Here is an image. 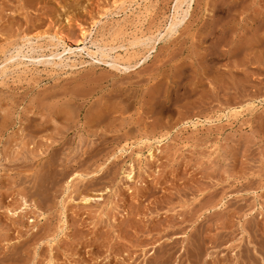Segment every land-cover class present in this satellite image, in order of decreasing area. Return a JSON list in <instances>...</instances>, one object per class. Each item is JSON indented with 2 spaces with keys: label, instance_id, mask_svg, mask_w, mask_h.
<instances>
[{
  "label": "rangeland",
  "instance_id": "rangeland-1",
  "mask_svg": "<svg viewBox=\"0 0 264 264\" xmlns=\"http://www.w3.org/2000/svg\"><path fill=\"white\" fill-rule=\"evenodd\" d=\"M181 1L0 0V264H264V0Z\"/></svg>",
  "mask_w": 264,
  "mask_h": 264
},
{
  "label": "bare ground",
  "instance_id": "bare-ground-1",
  "mask_svg": "<svg viewBox=\"0 0 264 264\" xmlns=\"http://www.w3.org/2000/svg\"><path fill=\"white\" fill-rule=\"evenodd\" d=\"M125 1V0H124ZM186 1V0H185ZM190 1H193V0H190ZM187 2V1H186ZM127 3V2H126ZM182 3V1L181 0H179V4H181ZM120 4V3H119ZM124 4H125V2H124ZM183 4H184V2H183ZM190 5H191V3L189 2L188 3V5H187V8H190ZM116 6H118V5H116ZM178 7H179V5H178ZM124 9V8H123ZM177 10V9H176ZM179 10H180V8H179ZM255 12H258V11H255ZM107 14V13H106ZM105 14V15H106ZM118 14V13H117ZM184 15H185V13H184ZM175 17V16H174ZM172 18H173V16H172ZM179 18V17H178ZM175 19H177V18H175ZM175 19L169 24L170 26H169V28H168V30L170 31L171 29H172V27L173 26H175L176 25V21H175ZM182 21V20H181ZM179 23V22H178ZM213 26V25H212ZM175 29V28H174ZM173 29V30H174ZM82 33H81V35H82V37L83 38H86L85 36V31L83 30V31H81ZM172 32V31H171ZM211 32V31H210ZM166 33V32H165ZM57 34V33H56ZM168 34H169V32H168ZM255 35V34H254ZM61 36V35H60ZM39 37V36H38ZM158 37V36H157ZM160 37V36H159ZM150 38V37H149ZM244 38V37H243ZM248 38V37H247ZM144 39V38H143ZM59 40L60 41H62L63 42V44L65 45V41L66 40H64V39H62V38H59ZM82 40H84V39H82ZM142 40V39H141ZM148 40H150V39H148ZM248 40V39H247ZM254 40V39H253ZM136 41V40H135ZM147 40L145 39V42H146ZM24 42V41H23ZM142 42L143 41H139L138 43H141L142 44ZM60 43V42H59ZM61 44V43H60ZM81 43H79L78 45H80ZM155 44V43H154ZM39 45V44H38ZM62 45V44H61ZM63 45V46H64ZM136 45V44H135ZM143 45H144V43H143ZM147 45V44H146ZM58 46V45H57ZM66 46V45H65ZM64 46V47H65ZM68 46V45H67ZM150 46V45H149ZM153 46V45H152ZM21 47V46H20ZM51 47V46H50ZM62 47V46H61ZM69 47V46H68ZM153 47H155V46H153ZM233 47V46H232ZM249 47V46H248ZM48 48V47H47ZM154 49V48H153ZM77 50V49H76ZM78 50H83V47H78ZM150 50H151V48H150ZM149 50V51H150ZM18 51H20V50H18ZM17 51V53L19 54V52ZM65 51H68L69 52V54H75V52L72 50V49H70V48H66V49H64L63 50V52L62 53H64L65 54ZM57 52H58V50H57ZM57 52H55L56 53V55H58V56H60V54L58 53L57 54ZM67 52V53H68ZM232 52V51H231ZM16 53V54H17ZM148 53V52H147ZM63 54V55H64ZM62 55V54H61ZM91 55V54H90ZM146 55V54H145ZM15 56H17V55H15ZM21 56H23V55H21ZM27 56V55H26ZM49 56H51V55H49ZM93 56V55H92ZM105 56V55H104ZM212 56V55H211ZM41 57V56H40ZM52 57V56H51ZM54 57V56H53ZM57 57V56H56ZM11 58L12 57H9V59L11 60ZM21 58H24V56L23 57H21ZM68 59L70 58V57H67ZM143 58V57H142ZM63 59V58H62ZM101 59H102V57H101ZM260 59V58H259ZM7 60H8V58H7ZM128 60V59H127ZM62 61V60H61ZM64 61V60H63ZM65 61H67L66 59H65ZM65 61H64V64H65ZM69 61V60H68ZM125 61V60H124ZM7 62V61H6ZM9 62V61H8ZM22 62V61H21ZM40 62V61H39ZM121 62V61H120ZM139 62V61H138ZM3 63V62H2ZM11 63V62H10ZM15 63V62H14ZM18 63V62H17ZM52 63V62H51ZM137 63V62H136ZM198 63V62H197ZM19 64V63H18ZM201 65V64H200ZM3 66V65H2ZM60 66V65H59ZM62 66H64V65H62ZM67 66H68V64H67ZM8 67V66H7ZM10 67V66H9ZM8 67V68H9ZM123 67H124V65H123ZM207 68V67H206ZM212 68V67H211ZM2 69H3V67H2ZM5 69H6V67H5ZM5 69L4 70H2V73L4 72V74H5ZM199 71V70H198ZM7 72V71H6ZM203 73V72H202ZM214 73V72H213ZM1 74V73H0ZM3 74V75H4ZM211 75V74H210ZM207 76V75H206ZM199 78H200V76H198ZM217 76H215V78H216ZM180 79V78H179ZM208 80H209V78H208ZM218 80H219V77H218ZM177 81V80H176ZM181 81V80H180ZM214 81H216V79L214 80ZM221 81V80H220ZM174 82V81H173ZM178 83V82H177ZM194 83V82H193ZM217 83V82H216ZM225 83V82H224ZM201 84V83H200ZM218 84V83H217ZM225 85V84H224ZM223 86V85H222ZM215 87V86H214ZM217 87V86H216ZM178 89V88H177ZM195 89V88H194ZM197 89V88H196ZM217 89V88H216ZM211 90H212V88H211ZM73 91V90H72ZM178 91V90H177ZM71 92V91H70ZM216 92V91H215ZM217 93V92H216ZM179 94V93H178ZM182 95V94H181ZM170 96V95H169ZM75 97V96H74ZM203 97V96H202ZM66 98V97H65ZM169 98V97H168ZM51 99V98H50ZM52 100V99H51ZM72 100V99H71ZM209 100V99H208ZM70 101V100H69ZM210 101V100H209ZM208 101V102H209ZM227 101V100H226ZM233 102H235V101H233ZM68 103V102H67ZM229 103V102H228ZM227 103V104H228ZM100 104V103H99ZM102 105V104H101ZM111 105V104H110ZM54 107H56V106H53L52 108L54 109ZM59 107V106H58ZM98 107V106H97ZM63 108V107H62ZM64 109H65V111H64V113H65V118L64 119H66V117H71V109H66L65 107H64ZM87 109V108H86ZM161 109V108H160ZM61 110H63V109H61ZM61 110H59V108H57V110H54V111H52V113L53 114H55V115H57V114H60L61 113ZM93 110V109H92ZM90 110L91 111V113H87L89 116L86 118L87 119V124L89 125V126H97L98 127V125H99V127H101V126H103L104 128L106 127L107 129L109 128V130L108 131H110V132H113L114 134H115V132H117L118 130H116L113 126L115 125H112V123H111V121H109V122H107V123H105V124H103V121L105 120V118H104V116L105 117H107V116H109V115H111V114H114V113H119V114H121V113H123V111H122V109H120V108H118V107H115V106H105V107H98L97 109H95V110ZM45 111H46V108H45ZM87 112H89V111H87ZM159 112V111H158ZM41 113V112H40ZM52 113H51V115H52ZM63 113V112H62ZM232 113V112H231ZM48 114V113H47ZM115 115V114H114ZM50 116V115H49ZM61 116L63 117V114H61ZM84 117L86 116V115H83ZM161 116V115H160ZM54 117H56V116H54ZM57 117H58V115H57ZM56 117V118H57ZM5 118V117H4ZM59 118V117H58ZM103 118H104V120H103ZM68 119V118H67ZM66 119V120H67ZM72 121V120H71ZM114 121V120H113ZM86 125V124H85ZM87 125V126H88ZM101 125V126H100ZM110 125V126H109ZM158 125V124H157ZM53 126H54V124H53ZM45 128V126H43L42 124L40 125V128L39 129H42V128ZM66 127V126H65ZM83 127V126H82ZM97 127L94 129V131L93 132H97V131H99L98 129H97ZM111 127V128H110ZM57 128V127H56ZM68 128V127H67ZM92 128V127H91ZM94 128V127H93ZM155 128V127H154ZM38 129V130H39ZM70 129V128H69ZM102 130H103V128H102ZM152 130V129H151ZM36 131V130H35ZM40 131V130H39ZM86 131V130H85ZM92 131V130H91ZM89 132V131H88ZM104 132H106V131H104ZM151 132V131H150ZM153 132H154V130H153ZM94 135H96L95 133H93ZM93 134H91V136L93 135ZM102 134V133H101ZM126 134V133H125ZM129 134V133H128ZM100 134H98L97 136H99ZM88 136V135H87ZM107 136V135H106ZM127 136V135H126ZM68 137V136H67ZM94 137V136H93ZM39 138V137H38ZM86 138V137H85ZM90 138V137H89ZM97 138V137H96ZM83 139V138H82ZM111 139V138H110ZM41 140V139H40ZM106 140V139H105ZM116 140H117V138H116ZM21 141V140H20ZM23 141V140H22ZM83 141V140H82ZM86 142V141H85ZM102 142H104V141H102ZM106 142V141H105ZM56 143H57V141H56ZM93 143V142H92ZM96 143V142H95ZM107 143V142H106ZM116 143H118L117 141H116ZM22 144L23 145H21V146H23V147H25V144H27V141H26V143L23 141L22 142ZM31 144V143H30ZM71 144V143H70ZM70 144H68V145H70ZM99 144V143H98ZM81 145V144H80ZM100 145V144H99ZM27 146V145H26ZM43 146V144H40V147H42ZM63 146H64V144H63ZM85 145L83 144V147H84ZM92 146H94V145H92ZM92 146H90V145H88V147H87V145H86V147H87V149L84 151L83 149V151H84V154H87L88 152L90 153H92L93 154V152H92V149H95V148H92ZM102 146V145H101ZM22 147V148H23ZM69 147V146H68ZM26 148V147H25ZM32 148V147H31ZM53 148H55V147H53ZM52 148V149H53ZM61 148V147H60ZM81 148V147H80ZM110 148V147H109ZM113 148V147H112ZM114 148H117L116 146L114 147ZM119 148V147H118ZM117 148V149H118ZM38 149V148H37ZM43 149V148H42ZM41 149V150H42ZM108 149V148H107ZM40 150V151H41ZM81 150V151H82ZM39 151V152H40ZM55 151V150H54ZM38 152V151H37ZM77 152V151H76ZM100 152V151H99ZM88 153V154H89ZM97 153V152H96ZM95 153V154H96ZM103 153H105V152H103ZM123 153V148L122 149H119V150H116V151H114V152H112V154L111 155H109V156H106V155H104V157L106 156V158H104V164H113V163H115V158H118L119 156H121V154ZM35 154V153H34ZM43 154V153H42ZM73 154V153H72ZM71 154V155H72ZM91 154V155H92ZM102 154V153H101ZM41 155V154H40ZM54 155V154H53ZM35 156V155H34ZM88 156V155H87ZM93 156V155H92ZM72 157V156H71ZM91 157V156H90ZM89 157V158H90ZM94 157V156H93ZM103 157V156H102ZM151 157H153V155L151 156ZM20 159V158H19ZM78 159V158H77ZM80 159V158H79ZM95 159V158H94ZM97 159V158H96ZM153 159V158H152ZM76 160V159H75ZM45 161V160H44ZM56 161V160H55ZM77 161V160H76ZM83 161V160H82ZM85 161V160H84ZM89 161H90V159H89ZM153 161V160H152ZM43 162V161H42ZM58 162V161H57ZM68 162V161H67ZM78 162V161H77ZM212 162V161H211ZM45 163V162H44ZM80 163V162H79ZM89 163V162H88ZM98 163V162H97ZM117 163H119V162H117ZM49 165H51V164H53V162L50 164V163H48ZM78 164V163H77ZM103 164V165H104ZM215 164V163H214ZM54 165V164H53ZM103 165L101 164V165H99V166H96V168L91 172L92 174H89V175H91L89 178H88V174H82V173H79V174H77L76 172H75V176L77 175V177H79V180L78 181H83V180H87V183L88 184H90L89 182H92V180H96L98 177H100V175H102L101 174V171L103 172L105 169H104V167H103ZM114 165V164H113ZM116 165V164H115ZM215 165H217V164H215ZM43 166V165H42ZM40 164H39V168H41L42 167ZM90 166V165H89ZM105 166V165H104ZM106 166H108V165H106ZM110 166H112V165H110ZM38 168V169H39ZM56 168V167H55ZM62 168V167H61ZM67 168V167H66ZM87 168V167H86ZM213 168V167H212ZM42 169V168H41ZM106 169H109V168H107L106 167ZM111 169V168H110ZM128 170H126L125 171V178L127 179V180H131L132 178H133V171H134V167H133V165H131L130 164V166H129V168H127ZM208 169V168H207ZM44 171H46V170H44ZM43 172V171H42ZM86 172V171H85ZM105 172V171H104ZM103 172V173H104ZM89 173V172H88ZM74 175H72V176H74ZM71 176V177H72ZM57 182V181H56ZM70 182H72V179L71 180H69L68 182H67V186H68V184L70 183ZM84 182V181H83ZM82 182V183H83ZM84 184H85V182H84ZM83 185V184H82ZM84 186V185H83ZM87 186V185H86ZM72 188V187H71ZM68 189H70V187H67L66 188V191H68ZM76 189V188H75ZM76 191H78L79 193V195L81 196L80 197V201L83 203V205L85 204H88L89 202H91L90 200H92L93 198H91L90 196H87V195H84V194H82L83 193V191H85L84 190V188L83 189H79V188H77L76 190H75V192ZM88 192V191H87ZM77 194V195H78ZM21 196V195H20ZM221 196H223V195H221ZM71 198H73V197H71ZM245 198V197H244ZM21 200H22V206H23V208H22V210H24V209H26V208H28V207H30V205L31 204H29L28 202H26V198H24V197H22L21 196V198H20ZM93 200H100V198L98 199V198H95V199H93ZM92 200V201H93ZM40 202H41V200H40ZM67 202V201H66ZM0 203H3V202H1V200H0ZM76 204V203H75ZM66 206V205H65ZM3 207V206H2ZM216 207H217V205H216ZM11 208V207H10ZM77 208V207H76ZM104 208V207H103ZM211 208H213V207H211ZM210 208V209H211ZM215 208V207H214ZM5 209V208H4ZM7 209V208H6ZM30 209V208H29ZM255 210V209H254ZM235 211V210H234ZM11 212V211H10ZM9 212V213H10ZM17 212H19V211H17ZM17 212H11L12 214H14V215H16V217L18 216V213ZM229 212H230V210H229ZM62 213H64V211L62 212ZM67 213V212H66ZM233 213V212H232ZM19 215H21V214H19ZM78 215V214H77ZM26 216V215H25ZM226 217V216H225ZM228 217V216H227ZM229 217H231V216H229ZM23 217H20V218H18L19 220H14L13 221V223H12V227H20V225H22L23 226V220L21 221V219H22ZM198 218V217H197ZM232 218V217H231ZM184 219V218H183ZM224 219H226V218H224ZM33 220H31V222H32ZM227 221V220H226ZM222 222V221H221ZM229 222V221H228ZM254 224V223H253ZM264 224V223H263ZM14 225V226H13ZM50 225V224H49ZM25 226V225H24ZM228 227V226H227ZM254 227V226H253ZM252 227V228H253ZM51 228V227H50ZM49 228V229H50ZM209 228H211L210 227V225H209ZM225 228V227H224ZM258 228H260V227H258ZM38 229V228H37ZM52 229V228H51ZM222 229V228H221ZM36 230V229H35ZM45 231H48V230H45ZM260 231V230H259ZM34 231H33V233H32V235H34ZM47 233H50L49 231L47 232ZM47 233H45V236H46V234ZM204 233V232H203ZM18 234V233H17ZM78 234V233H77ZM53 235V234H52ZM10 236V235H9ZM20 236V235H19ZM31 236V235H30ZM35 236H37V235H35ZM32 237V236H31ZM38 237V236H37ZM37 237H36V239H37ZM47 237V236H46ZM201 237V236H200ZM264 237V236H263ZM8 238H10V237H8ZM28 238H30V237H28ZM40 238V237H39ZM213 238V237H212ZM17 239V238H16ZM41 239V238H40ZM259 239V238H258ZM262 239V238H261ZM206 240V239H205ZM209 240V239H208ZM21 241V240H20ZM27 241V240H26ZM49 241V240H48ZM202 241V240H201ZM262 241V240H261ZM37 242V241H36ZM53 242V241H52ZM6 244V243H5ZM51 244V243H50ZM217 244V243H216ZM215 244V245H216ZM259 244V243H258ZM42 245V244H41ZM51 245H53V244H51ZM262 245V244H261ZM264 245V244H263ZM262 245V246H263ZM18 247V246H17ZM9 248V247H8ZM262 248V247H261ZM10 249V248H9ZM8 249V250H9ZM170 250V249H169ZM172 253V252H171ZM170 253V254H171ZM7 254V253H6ZM170 254H168V255H170ZM54 255V254H53ZM52 255V256H53ZM55 256V255H54ZM247 256V255H246ZM53 258V257H52ZM55 258V257H54ZM163 258V257H162ZM168 259V258H167ZM250 259V258H249ZM51 261V260H50ZM160 261V260H159ZM162 261V260H161ZM160 261V262H161ZM229 261V260H228ZM162 262H164V260L162 261ZM155 263V262H154ZM225 263V262H224ZM158 264V263H157ZM162 264V263H161ZM226 264H228V262L226 263ZM246 264V263H245Z\"/></svg>",
  "mask_w": 264,
  "mask_h": 264
}]
</instances>
